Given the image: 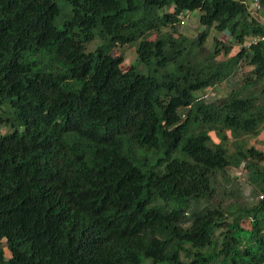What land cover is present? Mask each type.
<instances>
[{
  "label": "trees",
  "instance_id": "1",
  "mask_svg": "<svg viewBox=\"0 0 264 264\" xmlns=\"http://www.w3.org/2000/svg\"><path fill=\"white\" fill-rule=\"evenodd\" d=\"M253 1L0 0V264H264Z\"/></svg>",
  "mask_w": 264,
  "mask_h": 264
},
{
  "label": "rangeland",
  "instance_id": "2",
  "mask_svg": "<svg viewBox=\"0 0 264 264\" xmlns=\"http://www.w3.org/2000/svg\"><path fill=\"white\" fill-rule=\"evenodd\" d=\"M172 10V9H171ZM185 17V24L179 23L177 24L179 32L183 33L184 35L188 37H195L197 34L204 30V26L201 25L199 21V12L196 10L193 11H187L184 13ZM218 35L219 37L222 36V33L217 32V29L215 27L211 28L210 30V36L207 40V43L209 46L212 45L214 37ZM93 43H91L88 46V49L93 50L98 44L99 40H93ZM240 47V45H236L234 47V51H237V49ZM120 53H123L125 56V61L122 64L123 70H127L131 67L132 63L136 62L137 59V49L136 45H126L124 47H121L120 45L118 46L117 50L115 51L116 55H119ZM141 70H144L143 66L139 67ZM249 68V67H247ZM146 72V70H145ZM241 75L239 74L238 77ZM242 77V76H241ZM234 86V82L227 80L226 82L222 83L221 85H218L216 88L208 89L206 90L205 96L208 97L209 99H213L221 94H226L227 92L231 91ZM7 131L6 128H3L0 132L1 134L5 133ZM251 144L256 145L259 149L264 151V130L255 138L251 139ZM235 173L238 175H235ZM231 176L236 178V182L239 183L240 189L244 191L245 197L250 198V200H253V193H252V187L249 184L248 180V175L246 172L240 171V170H232L231 171ZM231 201V199L224 200L223 202L225 204H228ZM254 201V200H253Z\"/></svg>",
  "mask_w": 264,
  "mask_h": 264
},
{
  "label": "clouds",
  "instance_id": "3",
  "mask_svg": "<svg viewBox=\"0 0 264 264\" xmlns=\"http://www.w3.org/2000/svg\"><path fill=\"white\" fill-rule=\"evenodd\" d=\"M259 4V0H254L251 6V10H253L255 8V4ZM197 12H199V10H196ZM185 13V12H184ZM184 13L180 14L179 18H180V23L185 24V15ZM199 19H200V12H199ZM200 21V20H199Z\"/></svg>",
  "mask_w": 264,
  "mask_h": 264
},
{
  "label": "built area",
  "instance_id": "4",
  "mask_svg": "<svg viewBox=\"0 0 264 264\" xmlns=\"http://www.w3.org/2000/svg\"><path fill=\"white\" fill-rule=\"evenodd\" d=\"M258 9H259V4H255V8L252 10V11H255V12H257L258 11Z\"/></svg>",
  "mask_w": 264,
  "mask_h": 264
}]
</instances>
